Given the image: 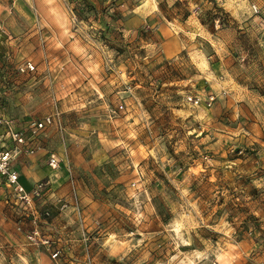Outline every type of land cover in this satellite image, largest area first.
Listing matches in <instances>:
<instances>
[{"label":"rangeland","instance_id":"1","mask_svg":"<svg viewBox=\"0 0 264 264\" xmlns=\"http://www.w3.org/2000/svg\"><path fill=\"white\" fill-rule=\"evenodd\" d=\"M49 114L0 264H264V0H0V115Z\"/></svg>","mask_w":264,"mask_h":264},{"label":"built area","instance_id":"2","mask_svg":"<svg viewBox=\"0 0 264 264\" xmlns=\"http://www.w3.org/2000/svg\"><path fill=\"white\" fill-rule=\"evenodd\" d=\"M252 8L257 11L254 4ZM24 68L33 69V64L28 61L24 67H20L21 70ZM52 121L53 117L49 114L27 126H18L11 118L0 115V178L21 202L30 204L33 196L42 195L46 191L47 182L45 180L36 181L29 189L25 188L19 181L20 174L18 170L13 166L14 159L19 151L25 149L28 153H33L39 149L37 136ZM47 161L52 168L59 165V158L54 153L48 154ZM31 222L33 228L27 234V238L29 241L35 242L39 237L36 215L32 216ZM56 254L57 251H53L52 256L54 257Z\"/></svg>","mask_w":264,"mask_h":264},{"label":"crops","instance_id":"3","mask_svg":"<svg viewBox=\"0 0 264 264\" xmlns=\"http://www.w3.org/2000/svg\"><path fill=\"white\" fill-rule=\"evenodd\" d=\"M162 45H163V51L165 53V56H167V57L173 56L176 52L181 51L185 47L182 40L181 39H175V37H170L167 40L163 41ZM38 151H40V150H38ZM16 169H18V168H16ZM18 172L20 174L19 181L24 185L25 188L29 189L33 185L32 183L35 181H33L31 184L30 183L26 184V181L24 180V178H22L20 171H18Z\"/></svg>","mask_w":264,"mask_h":264}]
</instances>
